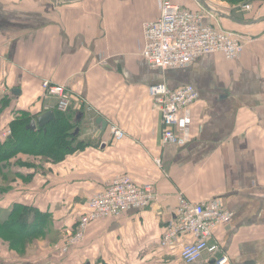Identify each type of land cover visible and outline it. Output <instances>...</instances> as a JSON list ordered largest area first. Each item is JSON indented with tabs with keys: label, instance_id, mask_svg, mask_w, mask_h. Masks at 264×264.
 Segmentation results:
<instances>
[{
	"label": "crops",
	"instance_id": "obj_1",
	"mask_svg": "<svg viewBox=\"0 0 264 264\" xmlns=\"http://www.w3.org/2000/svg\"><path fill=\"white\" fill-rule=\"evenodd\" d=\"M172 1L205 8L197 0ZM252 11L246 21L264 18V8ZM160 13L159 0H0V139L22 112L37 119L46 104H56L42 98L45 79L86 97L98 113L74 98V142L85 146L63 159L20 154L21 161L2 163L0 264H184L182 245L161 243L181 191L193 201L218 198L234 214L213 234L228 264H264V20L241 25L207 15L205 24L254 31L257 39L236 60L206 54L187 68L163 70L142 56L144 25ZM159 82L200 92L186 144H162L160 113L148 92ZM99 116L118 123L126 137L115 141L108 128L100 134ZM122 174L154 184L160 200L93 223L82 247L53 253L60 231L74 228L89 198ZM208 259L206 253L198 264H213Z\"/></svg>",
	"mask_w": 264,
	"mask_h": 264
},
{
	"label": "built area",
	"instance_id": "obj_2",
	"mask_svg": "<svg viewBox=\"0 0 264 264\" xmlns=\"http://www.w3.org/2000/svg\"><path fill=\"white\" fill-rule=\"evenodd\" d=\"M160 4V18L144 25L143 56L152 68H185L201 55L215 52H222L227 60H236L244 51L246 44L241 41L238 33L224 28L218 22H203L207 15L215 17L214 12L206 11L205 8L202 12H193L168 0H160ZM245 8L250 10L251 5H246ZM3 58L0 54V61ZM44 87L49 96L57 98L56 110H71L74 94L72 90L50 81H46ZM148 92L163 114V142L174 145L189 142L192 124L189 106L200 99L199 90L193 85L170 89L165 82H159L150 85ZM77 95L86 112L97 111L84 96ZM52 108L51 105L45 106L46 110ZM109 131L116 141L126 137V131L115 123L111 124ZM2 134L4 138H8L12 133L6 131ZM155 160L161 166V158ZM178 195L176 216L163 233L162 245H182L180 256L184 264H198L206 253L209 254L208 262L211 260L213 264H228L230 258L222 253L221 245L213 241V234L216 228L230 224L234 214L218 198L193 201L182 192ZM157 199L158 193L153 184H138L129 174L118 176L89 201L77 232L67 231V243L56 248L68 252L71 246L84 240L92 221L118 218L131 210L145 209ZM189 237L192 240H188ZM218 253L221 256H217Z\"/></svg>",
	"mask_w": 264,
	"mask_h": 264
},
{
	"label": "trees",
	"instance_id": "obj_3",
	"mask_svg": "<svg viewBox=\"0 0 264 264\" xmlns=\"http://www.w3.org/2000/svg\"><path fill=\"white\" fill-rule=\"evenodd\" d=\"M35 119L36 117L29 113L22 112L9 124L11 136L0 139V168L4 162L21 161L20 154L58 161L68 153L85 146L84 142H74L73 133L78 124L74 112H61L55 109V116L49 122L31 130L28 125ZM26 215L27 213L21 212L19 218L22 219ZM44 224L43 222L41 226ZM29 227L27 226V231H31Z\"/></svg>",
	"mask_w": 264,
	"mask_h": 264
},
{
	"label": "rangeland",
	"instance_id": "obj_4",
	"mask_svg": "<svg viewBox=\"0 0 264 264\" xmlns=\"http://www.w3.org/2000/svg\"><path fill=\"white\" fill-rule=\"evenodd\" d=\"M168 1H170L171 3H173V4H176V3H174L172 0H168ZM207 2L213 7V8H215V9H217V10H220V11H222V12H224V13H228V14H230V15H232V16H235V15H238V16H235V17H238V18H240V19H244V16H245V14H247V13H251V12H253L252 10L253 9H261V8H264V0L263 1H261V0H259V1H255V0H207ZM178 5H180V4H178ZM246 5H251V9L249 10V9H246L245 8V6ZM182 8H184V9H187V10H190V11H193V12H202L204 9L202 8V6L200 7V8H198L197 10H195V9H191V8H185V7H183L182 5H180ZM159 7H160V11H161V4H160V0H159ZM207 11V10H206ZM160 16H161V13H160ZM160 16L156 19V20H158L159 18H160ZM248 16V15H247ZM156 20H153V21H156ZM245 20V19H244ZM149 22H151V21H149ZM222 22H224L223 20H222ZM147 23V22H146ZM224 28H226V29H229V30H232V31H234V32H236V33H238L239 35H240V37H241V41H243V43H245L246 45L247 44H249V43H251V42H253V41H255L257 38H256V32H254V31H252V32H245V31H243V29H241L240 27H237V28H235V29H230V28H228V27H225V26H223ZM143 31H144V29H143ZM144 40H145V36H144ZM145 47V46H144ZM143 50H144V48H143ZM143 50H142V56H143ZM215 53H220V54H222L223 56H224V54L222 53V52H215ZM215 53H211V54H215ZM204 55H206V54H204ZM204 55H201V56H204ZM200 56V57H201ZM225 57V56H224ZM240 57V56H239ZM143 58H144V56H143ZM199 58V57H198ZM197 58V59H198ZM145 59V58H144ZM146 60V59H145ZM2 61H4V58H3V60H1L0 61V63L2 62ZM146 62H147V60H146ZM194 62V61H193ZM192 62V63H193ZM148 63V62H147ZM191 63V64H192ZM191 64H189L188 66H190ZM149 65V64H148ZM150 66V65H149ZM187 66V67H188ZM151 67V66H150ZM187 67H185V68H187ZM152 68V67H151ZM153 69H157V68H153ZM46 81H50V82H52V83H54V84H60V85H64V86H66L65 84H61V83H55V82H53V81H51V80H49V79H45V80H43V82H42V88H43V94H42V98L43 99H45V98H56V97H54V96H49L48 95V90L47 89H45V87H44V83L46 82ZM68 88V87H67ZM69 89V88H68ZM71 90V89H70ZM5 94H7V92L5 93ZM74 98H76L77 100V102L80 104V106L82 107L83 105L80 103V101H79V97H78V95L77 94H73V98H72V106H73V103H74V101H75V99ZM86 98V97H85ZM152 98V97H151ZM57 99V98H56ZM87 99V98H86ZM153 99V98H152ZM88 100V99H87ZM200 100V99H199ZM199 100L197 101V102H199ZM89 101V100H88ZM90 102V101H89ZM197 102H194L193 104H191L190 106H189V110H190V112H191V115H192V106L194 105V104H196ZM91 103V102H90ZM153 104H154V108H156L158 111H159V113H160V118H161V124H162V117H163V114H162V112L160 111V109H159V107L156 105V101L153 99ZM46 105H49V104H46ZM45 105V106H46ZM45 106H44V113L45 112H47V111H51V110H53L54 112H55V106H56V104H54V105H51V106H53V108L52 109H50V110H46L45 109ZM95 108V107H94ZM96 109V108H95ZM85 111V110H84ZM86 112V111H85ZM43 113V114H44ZM87 113H89V112H87ZM98 114L97 113V111H95L93 114ZM185 113V110H183L182 111V114H184ZM113 123H115V124H117V125H119L118 123H116V122H112V121H108V126H107V128H108V130L110 129V126H111V124H113ZM192 123H193V115H192ZM120 126V125H119ZM121 127V126H120ZM191 127H192V124H191ZM122 128V127H121ZM190 132H191V128H190ZM109 134L111 135V133H110V131H109ZM111 138L113 139V140H115L114 138H113V136L111 135ZM116 141V140H115ZM161 141H162V144L163 145H168V144H165L164 142H163V138H162V136H161ZM175 145H178V144H175ZM156 159V158H155ZM155 162H156V160H155ZM157 163V162H156ZM158 164V163H157ZM159 165V164H158ZM160 166V165H159ZM162 166V165H161ZM122 175H124V174H122ZM119 176H121V175H119ZM116 177H118V176H116ZM116 177H114L112 180H114ZM111 180V181H112ZM111 181L108 183V185L111 183ZM136 181V180H135ZM137 182V181H136ZM138 183V182H137ZM139 184V183H138ZM145 184V183H144ZM152 184V183H151ZM108 185H107V187H108ZM141 185H142V183H141ZM154 185V184H153ZM106 187V188H107ZM154 187H155V190H156V192L158 193V199L156 200V201H154L150 206H152L154 203H156V202H158L159 200H160V198H161V196H160V193H159V191L157 190V188H156V186L154 185ZM182 193H184L183 191H181ZM98 194V193H97ZM96 194V195H97ZM185 194V193H184ZM96 195H94V196H92V197H90L89 198V200H88V202H87V205H86V207L88 208V204H89V201L93 198V197H95ZM179 196V195H178ZM178 196H177V201H178ZM150 206H148V207H150ZM147 207V208H148ZM177 207H178V205H177ZM146 209V208H145ZM141 210H144V209H141ZM176 210H177V208H176ZM86 212H87V210H86ZM85 212V213H86ZM82 215H84V214H81V216H80V218H79V220H78V222H77V224H76V226L74 227V228H67V229H65V230H62V231H60L61 232V234H60V237L58 238L59 240L58 241H56V242H53V243H51L50 244V249H51V251L53 252V253H57V254H60V255H67V254H70L71 252H72V250L74 249V248H77V247H79V246H81L82 247V245H83V243H85L86 242V239H87V232H88V229H89V227H90V225H92L93 223H98V221H101V220H103V219H99V220H94V221H92L91 222V224L89 225V227H88V229H87V232H86V235H85V238H84V240L83 241H81L80 243H78V244H76V245H73V246H71V248H70V250L68 251V252H63L61 249H58V248H56V246H58V245H63V244H66L67 242H66V233H67V231H72V232H77V230H78V228H79V225H80V221H81V217H82ZM115 217H109V218H106V220H109V219H114ZM119 218V217H118ZM163 236V235H162ZM162 239V238H161ZM80 247V248H81ZM61 248H62V246H61ZM108 254H105V256H107ZM112 256H114V255H112V254H110V257H112ZM108 257V256H107ZM115 258V257H114ZM113 262H112V260L110 261L109 260V262H102V260H100V264H112Z\"/></svg>",
	"mask_w": 264,
	"mask_h": 264
},
{
	"label": "water",
	"instance_id": "obj_5",
	"mask_svg": "<svg viewBox=\"0 0 264 264\" xmlns=\"http://www.w3.org/2000/svg\"><path fill=\"white\" fill-rule=\"evenodd\" d=\"M197 1L200 4H202L205 8H207L208 10H210V11L216 13V14H219L220 16L227 17L228 19H230L232 21H235V22H237L238 24H241V25H252V24H255V23L259 22V21H263L264 20V18L256 19V20H250V21L242 20L240 18L234 17V16L226 14V13L220 11V10L212 8V6L207 2V0H197ZM14 92L16 93V92H18V90H14ZM54 116H55V112L53 110L47 111L44 114H42L41 116H39V118L37 120L31 121V123L28 125V128L31 129V130H35L38 125H45ZM81 117H82V114H79L78 115V119H81ZM96 122L101 125V129L99 131L100 134L103 133L106 130L107 126H108L107 120L105 118L99 116V117L96 118Z\"/></svg>",
	"mask_w": 264,
	"mask_h": 264
}]
</instances>
